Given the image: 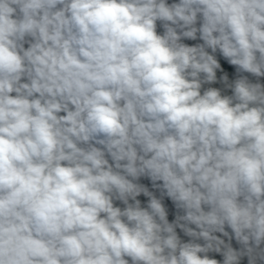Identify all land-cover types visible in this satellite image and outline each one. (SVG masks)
<instances>
[{
  "label": "clouds",
  "instance_id": "obj_1",
  "mask_svg": "<svg viewBox=\"0 0 264 264\" xmlns=\"http://www.w3.org/2000/svg\"><path fill=\"white\" fill-rule=\"evenodd\" d=\"M0 264H264V0H0Z\"/></svg>",
  "mask_w": 264,
  "mask_h": 264
}]
</instances>
